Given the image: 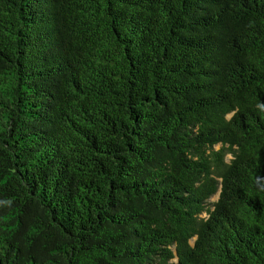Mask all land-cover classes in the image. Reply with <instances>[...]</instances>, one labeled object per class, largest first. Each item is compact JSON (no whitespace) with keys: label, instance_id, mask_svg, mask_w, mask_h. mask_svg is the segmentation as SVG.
<instances>
[{"label":"trees","instance_id":"obj_1","mask_svg":"<svg viewBox=\"0 0 264 264\" xmlns=\"http://www.w3.org/2000/svg\"><path fill=\"white\" fill-rule=\"evenodd\" d=\"M0 264H264V0H0Z\"/></svg>","mask_w":264,"mask_h":264},{"label":"rangeland","instance_id":"obj_2","mask_svg":"<svg viewBox=\"0 0 264 264\" xmlns=\"http://www.w3.org/2000/svg\"><path fill=\"white\" fill-rule=\"evenodd\" d=\"M216 148H217V146H216ZM230 158H231V156H230L229 154H227L226 157H225L226 162H228ZM217 197H218L217 193L214 194V195H212V196L208 199V202H214V201L217 199Z\"/></svg>","mask_w":264,"mask_h":264},{"label":"water","instance_id":"obj_3","mask_svg":"<svg viewBox=\"0 0 264 264\" xmlns=\"http://www.w3.org/2000/svg\"><path fill=\"white\" fill-rule=\"evenodd\" d=\"M217 195H218V193H217Z\"/></svg>","mask_w":264,"mask_h":264}]
</instances>
